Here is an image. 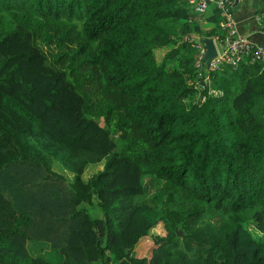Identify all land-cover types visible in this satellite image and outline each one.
Here are the masks:
<instances>
[{
    "label": "trees",
    "instance_id": "1",
    "mask_svg": "<svg viewBox=\"0 0 264 264\" xmlns=\"http://www.w3.org/2000/svg\"><path fill=\"white\" fill-rule=\"evenodd\" d=\"M207 10L0 0V264H264V68L195 66Z\"/></svg>",
    "mask_w": 264,
    "mask_h": 264
},
{
    "label": "built area",
    "instance_id": "2",
    "mask_svg": "<svg viewBox=\"0 0 264 264\" xmlns=\"http://www.w3.org/2000/svg\"><path fill=\"white\" fill-rule=\"evenodd\" d=\"M191 10L196 13L205 12L209 6L216 7L220 20L218 22V33L211 37L215 46V56L205 66L206 70H215L221 65L236 67L240 61L247 63H259L264 68V45L254 43L246 35L239 34L235 27L230 12L233 0H185ZM196 64L201 65L203 53L202 45L196 46ZM202 67V65H201ZM203 81L207 82L204 77ZM209 94H220L217 91L209 90Z\"/></svg>",
    "mask_w": 264,
    "mask_h": 264
},
{
    "label": "crops",
    "instance_id": "3",
    "mask_svg": "<svg viewBox=\"0 0 264 264\" xmlns=\"http://www.w3.org/2000/svg\"><path fill=\"white\" fill-rule=\"evenodd\" d=\"M230 12L239 34L246 35L254 43L264 45V0H233ZM210 28L208 25L201 27L204 31ZM94 167L96 169L98 166ZM83 177H87L85 172Z\"/></svg>",
    "mask_w": 264,
    "mask_h": 264
},
{
    "label": "rangeland",
    "instance_id": "4",
    "mask_svg": "<svg viewBox=\"0 0 264 264\" xmlns=\"http://www.w3.org/2000/svg\"><path fill=\"white\" fill-rule=\"evenodd\" d=\"M7 16L8 15H7V13L5 11L0 12V30H2L4 28H10L12 26V23L8 20ZM47 53H49V52H47ZM159 53L161 54L162 51H159ZM98 123L105 126V123L101 119L98 120ZM107 126L109 128L110 135L114 136L115 135V131L113 129L112 124L108 123ZM95 170H96L95 167H89L85 171V175L89 176ZM80 206L83 207L87 211V213H91L92 210H93V207H92L93 205H90V204H87V203H82ZM242 226L249 232V234L251 235L252 238L256 239L258 237L259 232L254 228V225H253L251 220H248V221L244 222L242 224ZM150 232H151V234L154 233L155 229H151ZM26 248H27L28 253L30 255L39 256V257H42V258L49 259L51 264H59L60 261L62 260L61 256L59 254H57L56 251L52 250L48 246V244H45V243H42V242H36V241L27 242L26 243ZM53 253H54V255H53Z\"/></svg>",
    "mask_w": 264,
    "mask_h": 264
},
{
    "label": "water",
    "instance_id": "5",
    "mask_svg": "<svg viewBox=\"0 0 264 264\" xmlns=\"http://www.w3.org/2000/svg\"><path fill=\"white\" fill-rule=\"evenodd\" d=\"M200 42L203 48L201 65L207 66L208 62L215 56V46L212 39L209 37L200 38ZM176 233L180 234L179 231H177Z\"/></svg>",
    "mask_w": 264,
    "mask_h": 264
}]
</instances>
